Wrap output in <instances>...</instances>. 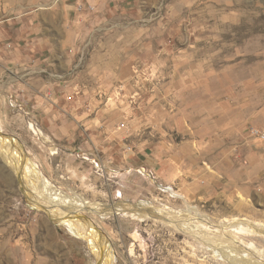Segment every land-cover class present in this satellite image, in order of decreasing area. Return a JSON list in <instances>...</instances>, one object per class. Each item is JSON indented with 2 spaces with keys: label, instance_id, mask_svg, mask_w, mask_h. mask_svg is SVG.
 <instances>
[{
  "label": "rangeland",
  "instance_id": "rangeland-1",
  "mask_svg": "<svg viewBox=\"0 0 264 264\" xmlns=\"http://www.w3.org/2000/svg\"><path fill=\"white\" fill-rule=\"evenodd\" d=\"M40 36L66 44L54 61L65 58L66 86L80 80V112L50 95L37 108L30 73L10 67ZM105 41L122 64L96 69ZM0 65V264H97L90 242L30 196L37 182L12 161L21 151L90 206L189 213L213 234L221 222L264 226V140L252 134L264 132V0H0ZM74 219L110 243L113 264H228L156 218ZM240 239L264 264V240ZM223 240L211 244L221 255L233 248Z\"/></svg>",
  "mask_w": 264,
  "mask_h": 264
},
{
  "label": "bare ground",
  "instance_id": "bare-ground-1",
  "mask_svg": "<svg viewBox=\"0 0 264 264\" xmlns=\"http://www.w3.org/2000/svg\"><path fill=\"white\" fill-rule=\"evenodd\" d=\"M29 128L36 136H38L42 140L43 143H48V139L44 137L43 133L35 125L30 124ZM0 136L2 137L1 134ZM0 143L4 144L6 143V141L0 139ZM21 152L15 154L17 155V158H13L12 161L16 162L15 167H18L22 179L24 178L25 180H35V183L37 182L39 191L36 193V195H34L35 192L29 191L30 196L34 198L37 204L39 203L41 204V206H44L51 210V212H53V216L61 219L62 226L70 234H72L74 237L85 239L90 242L92 248L91 252L93 253L94 251L93 254H95L94 257L97 264H113L114 256L110 243L105 238L100 236V233H98V230H96L92 223H90L87 219H74L83 212L95 214L100 218H105L111 215H122L124 217H129L141 221L149 217L156 218L172 225L173 228L180 230L185 234H189L192 237H196L203 241L204 245H206V248L209 249L208 251H210V253L212 254V259H214V261L222 263L227 262L228 264H258L257 262L252 263L250 250L242 242L240 236L248 235L250 237L262 238L264 240V226L262 224L241 221L235 223L221 222L217 226V232L213 234L211 232L208 233L209 231L206 230L205 226L199 225L200 223L205 222L204 220L198 218L197 221H194L193 219H195V216H189V213L183 216L185 217V219H179L176 213H172L170 211L168 213L163 209H155L149 211L145 210V212H139L132 210L130 207L126 206V204L128 203L122 202L115 204L112 210L108 208L104 209L101 207L90 206V204L86 203L84 200L70 197L51 186V184L42 176V174L37 170V167H35V165L31 161L26 160L25 162H23L21 160L23 157V154L21 155ZM163 190L167 191L171 198L183 199L182 196L176 194L168 187L163 188ZM133 206L136 209L140 208L141 206L147 207V203H144V201H140ZM192 210L193 212L196 211L194 208ZM219 235L224 239V243L232 244L233 246V248L229 247L230 251L228 253H223L222 255L215 251L214 247L211 245L213 243H216L215 241H218Z\"/></svg>",
  "mask_w": 264,
  "mask_h": 264
},
{
  "label": "crops",
  "instance_id": "crops-1",
  "mask_svg": "<svg viewBox=\"0 0 264 264\" xmlns=\"http://www.w3.org/2000/svg\"><path fill=\"white\" fill-rule=\"evenodd\" d=\"M100 44L101 46L98 47V51L94 57V60L98 62L96 63V69L99 66V69L102 68L105 70L106 68H112L113 65L122 64L119 54L112 49L109 41L101 42ZM65 47L67 48L66 44H53L43 39V36H40V39H31L29 46L25 49L24 55L18 50L14 51L16 52L15 56H18V59L24 63L23 65L14 63L10 67L16 66L20 70L25 69V72L30 73V80L26 82V88L27 90L30 89V92H26V96L29 98L30 94L31 103H35L37 108H47L44 103V98L50 95L54 98L55 96L56 98H62L58 100L59 106L65 104L66 106H72L74 111L80 112L79 105L82 96L74 95L78 92L75 89L76 86L82 85L80 80L73 78L72 83L68 80L66 86V81L60 79L62 75H65V69L67 68L65 58H62V61L61 58H57L58 60L54 61L56 54H60V51ZM1 68L3 67L0 65V72H2ZM70 86L72 87L70 88ZM66 96H71L72 101L66 102L63 99ZM33 99L35 101H32ZM92 103L93 101L88 106H91ZM44 110L48 113H53L50 109Z\"/></svg>",
  "mask_w": 264,
  "mask_h": 264
},
{
  "label": "built area",
  "instance_id": "built-area-1",
  "mask_svg": "<svg viewBox=\"0 0 264 264\" xmlns=\"http://www.w3.org/2000/svg\"><path fill=\"white\" fill-rule=\"evenodd\" d=\"M252 134L257 136L260 140H264V132H259L257 130H252Z\"/></svg>",
  "mask_w": 264,
  "mask_h": 264
}]
</instances>
